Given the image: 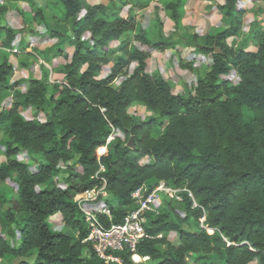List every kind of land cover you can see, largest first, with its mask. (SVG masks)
<instances>
[{
	"label": "trees",
	"instance_id": "trees-1",
	"mask_svg": "<svg viewBox=\"0 0 264 264\" xmlns=\"http://www.w3.org/2000/svg\"><path fill=\"white\" fill-rule=\"evenodd\" d=\"M56 1L64 9L62 21L70 22L73 47L60 72L61 84L50 85L49 72L41 66L40 77L28 79L26 90L20 92L19 82L10 81L13 67L7 57L0 59V144L6 157L0 164V184L11 180L18 190L8 210L0 211L2 227L15 225L1 229L0 261L106 264L82 243L87 229L76 197L104 186L106 198L84 205L94 209L103 204L111 212V222L121 223L137 208L131 196L135 190L146 187L147 195L163 182L178 190L180 200L165 196L157 213H142L149 237L133 252H113L120 264H142L134 262L133 255L150 264H264V25H250L254 50L229 44L242 31L244 12L237 8L239 0H223L214 4L227 21L220 32H193L165 41L158 19L151 39L134 15L135 9L154 0H128L123 16L114 9L116 0ZM3 10L0 7V13ZM163 11L177 23L184 15V1L169 0ZM36 16L41 23V9ZM127 32L137 34L120 41ZM86 33L88 39L83 38ZM45 34L63 39L51 29ZM16 35V29L0 25V48L10 46ZM113 41H120L121 55L100 77ZM134 41L153 51L191 46L210 63L183 93H174L162 74L149 71V54L132 46ZM132 62L136 65L127 74ZM230 71L238 75L236 84L221 80ZM119 77L122 80L113 86ZM9 95L20 100L5 106L2 101ZM133 103L155 115H129L127 108ZM27 108H34L43 120L23 118L20 112ZM110 136L114 142L106 152ZM130 137L133 148L127 145ZM20 151L35 157L34 170L15 158ZM60 164L65 165L63 187L52 179ZM172 201L182 203L183 217ZM55 215L76 236L52 231L48 219ZM170 233L176 240L166 238Z\"/></svg>",
	"mask_w": 264,
	"mask_h": 264
},
{
	"label": "rangeland",
	"instance_id": "rangeland-1",
	"mask_svg": "<svg viewBox=\"0 0 264 264\" xmlns=\"http://www.w3.org/2000/svg\"><path fill=\"white\" fill-rule=\"evenodd\" d=\"M168 1L154 0L146 8L134 10L138 25L148 32V36L151 39L155 37L158 31L156 19L162 23L161 33L162 39L165 41H175L181 37H189L193 32L198 35L215 34L220 32L227 22L216 11L214 6L215 3H222L223 0H183L184 7L187 4L184 9L183 18L177 23H171L163 11V6ZM88 2L108 4L109 0H88ZM207 6H211V8H207ZM0 7L4 8L3 12L0 13V25L17 30V35L12 44L8 47L0 48V59L6 56L8 62L13 67V76L10 78V81H18L17 90L24 92L27 88L28 79L40 77V67L44 66L49 72L48 80L50 85H60L62 82V74L60 72L73 48L70 41L72 37L70 22H64L61 18L64 13L63 6L56 0H0ZM129 7L128 0H116L114 2V9L122 16L128 12ZM38 8L43 13V21L41 23H39L36 16ZM237 8L242 9L244 12L243 28L238 36L229 39L227 42L233 44L234 47L243 46L248 50H254L255 47L249 37V30L250 25L254 22L264 25V0H239ZM47 29L60 32L63 34V39L57 41L50 38L45 34ZM136 34V32H127L121 37L120 41L125 38L132 40ZM88 37L89 34L86 33L83 38L88 39ZM156 39L158 40L159 38ZM120 41L109 43L110 57L107 64L101 67L100 77L108 74L115 58L121 55L117 51ZM132 46L148 52L147 65L149 71L162 74L174 93H183L195 81L197 75L202 74L207 69L210 63L209 59L195 52L191 46H178L176 49H166L164 51L150 50L146 46L140 45L137 41H134ZM135 65V62L130 63L126 69L127 74L131 73ZM121 80L122 77H119L112 85H118ZM221 80L228 84H236L238 75L235 71H230L221 76ZM19 100V97L9 95L3 99L2 104L10 106ZM127 113L139 118L155 115L154 112L147 110L141 103L131 104L127 108ZM20 114L25 119L35 118L43 120V115L36 113L34 108L23 109ZM245 117H249L248 113H245ZM2 140L3 134L0 131V143ZM113 142V138L109 140V143L106 142V152ZM96 155L99 156L101 154H97L96 152ZM15 158L20 162L28 163L30 170H34V156H29L25 151H20ZM5 160L4 148L0 144V164L4 163ZM146 161L147 158L142 160V162ZM64 167V164H60V172L52 178L54 183L61 187L64 186L63 180L66 176V173L63 171ZM17 191L15 184L11 180H6L0 184V211L8 210L10 206L9 202L16 198ZM164 199L165 196H162V203ZM171 204L180 216L183 217L182 203L172 201ZM48 223L52 231H60L69 236H76L77 234L75 230L64 224L60 215L50 217ZM14 226V223L3 227L0 225V232L1 229H13ZM183 227L186 228V224ZM209 230L211 229H207V232L211 233ZM3 236L6 238L5 234ZM166 238L174 241L176 240V234L170 233ZM140 262L142 264L151 263L147 259ZM13 263V261H0V264ZM188 264H191V262L188 261Z\"/></svg>",
	"mask_w": 264,
	"mask_h": 264
},
{
	"label": "built area",
	"instance_id": "built-area-1",
	"mask_svg": "<svg viewBox=\"0 0 264 264\" xmlns=\"http://www.w3.org/2000/svg\"><path fill=\"white\" fill-rule=\"evenodd\" d=\"M110 139H112L111 136L106 142L109 143ZM177 191L166 187L163 182H159L147 195L144 194V188L140 187L131 195L137 208L129 213L121 223L111 222V212L103 204L94 209H88L84 205L85 203L95 202L99 198H106L107 193L104 191V186L79 194L75 200L83 214L87 229V235L82 243L87 244L106 264L109 262L120 264V260L113 257V252L124 250L133 252L140 241L149 237L143 226L145 217L142 213L144 211L157 213L162 203V196L180 200ZM193 206H196V204L193 203ZM101 215L106 217L108 223L100 218Z\"/></svg>",
	"mask_w": 264,
	"mask_h": 264
},
{
	"label": "water",
	"instance_id": "water-1",
	"mask_svg": "<svg viewBox=\"0 0 264 264\" xmlns=\"http://www.w3.org/2000/svg\"><path fill=\"white\" fill-rule=\"evenodd\" d=\"M217 51H219V50L217 49ZM127 145H128L130 148H133V147H134V144H133V137H130V139H129Z\"/></svg>",
	"mask_w": 264,
	"mask_h": 264
},
{
	"label": "bare ground",
	"instance_id": "bare-ground-1",
	"mask_svg": "<svg viewBox=\"0 0 264 264\" xmlns=\"http://www.w3.org/2000/svg\"><path fill=\"white\" fill-rule=\"evenodd\" d=\"M132 258H133V260L136 261V262H140V260H142V259L139 258L138 255H134Z\"/></svg>",
	"mask_w": 264,
	"mask_h": 264
},
{
	"label": "crops",
	"instance_id": "crops-1",
	"mask_svg": "<svg viewBox=\"0 0 264 264\" xmlns=\"http://www.w3.org/2000/svg\"><path fill=\"white\" fill-rule=\"evenodd\" d=\"M88 1V0H87ZM90 3V2H89ZM91 4H95V3H91ZM186 6H187V4H186ZM185 6V7H186ZM185 7H184V9H185ZM171 23H173L172 21H170ZM171 23H169V25H171ZM134 256V255H133ZM140 258V257H139ZM140 259H142L143 261H145L147 258H140ZM142 260H140V261H142ZM136 262V261H135Z\"/></svg>",
	"mask_w": 264,
	"mask_h": 264
}]
</instances>
